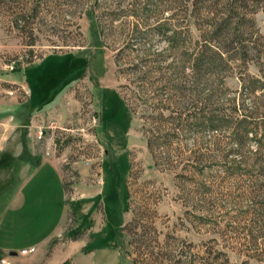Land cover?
<instances>
[{"label":"rangeland","instance_id":"rangeland-1","mask_svg":"<svg viewBox=\"0 0 264 264\" xmlns=\"http://www.w3.org/2000/svg\"><path fill=\"white\" fill-rule=\"evenodd\" d=\"M193 3L0 0V119L14 112L25 126L15 150L35 157L32 169L40 157L51 162L65 197L64 204L49 165L36 170L28 186L44 183L36 190L42 195L26 220L5 215L0 255L9 251L12 257L0 259L76 264L86 252L91 264H264V174L238 165L235 156L227 161L238 165L236 174H225L226 160L211 150L213 140L221 150L230 148L225 138L231 129L177 127L170 147L158 143L150 151L147 145L154 134L172 133L153 124L155 118L192 111L184 110L191 89L201 100L197 107L217 91L207 113L239 119L240 105L255 110L253 123L264 118V91L240 93V78L264 83V0L243 10L257 37L253 57L244 68L233 61L218 77L202 76L195 87L187 61L207 38L211 15L205 11H219L223 2ZM159 74L169 88L184 90L171 97L167 91L174 105L158 102L165 96L156 99ZM44 96L49 103L41 107ZM232 99L237 110H229ZM247 149L255 150L252 141ZM87 204L92 208L83 212ZM61 218L42 253L19 255L17 245L53 231Z\"/></svg>","mask_w":264,"mask_h":264},{"label":"trees","instance_id":"trees-1","mask_svg":"<svg viewBox=\"0 0 264 264\" xmlns=\"http://www.w3.org/2000/svg\"><path fill=\"white\" fill-rule=\"evenodd\" d=\"M199 0H194L195 3ZM223 7L219 11L208 12L211 17L207 21L206 27L209 28L207 31V38H204L201 44L196 48L194 56L190 58V69L193 74V87L197 83V79L202 78L204 75L212 77H218L220 73L227 70L229 63L236 61L237 66L243 67L248 62V57H253L255 52L257 37L249 29V24H252L250 19L245 18L246 15L243 10L248 3H258L262 0H221ZM213 10V9H212ZM249 23V24H248ZM157 82L160 83L161 87L156 93V99L161 96L167 95H183L184 90L181 86L172 85L169 88L168 79L164 78L161 74L156 78ZM213 84V83H212ZM211 84V86H212ZM240 93L243 96H252L255 90L264 91V83L256 81L252 78L245 77L240 78ZM168 86V87H167ZM218 86V84H217ZM166 87V88H165ZM168 91V92H167ZM190 101L188 107L184 110L192 109L188 111L183 118L180 114L175 117L169 115L164 120L155 118V125H166L169 126V131L172 133L160 134L159 129L155 127L159 134H154L151 139L147 140V145L150 151L158 147V143L161 147H170L173 138H176L173 132L177 127H186L190 132L197 133V131H209L213 132L216 130L231 129L229 137L225 138V143L230 146L227 150L220 149V142L213 140L211 142V150L218 153V157L224 162L223 171L225 174H236L238 165L250 166V168L258 170L264 174V118L258 123H253L251 116L254 115L255 110L249 108V110L241 109V117L239 119H232L230 115H224L221 113H215L213 109L207 113V103H213L212 98L217 93L216 90L212 89L208 98L203 99L204 103L202 106L197 107V104L201 102L196 94V90H189ZM159 93V94H158ZM171 95V96H172ZM170 96V97H171ZM158 97V98H157ZM165 96L163 101L158 100L159 103H166V106L174 105L175 102L171 98ZM47 100H43L40 104L41 107L47 104ZM234 99L229 102V110H237L238 105L233 104ZM49 103V102H48ZM264 105V102H263ZM30 114V113H29ZM261 132L259 138L256 137V131ZM250 135V136H249ZM252 141L255 145V150L250 152L247 149L248 142ZM235 156L238 159V165L233 164L231 160L227 161L228 158ZM228 164V165H227ZM15 182V178H14ZM264 208V204L260 206V209ZM256 210H253V214H257Z\"/></svg>","mask_w":264,"mask_h":264},{"label":"crops","instance_id":"crops-1","mask_svg":"<svg viewBox=\"0 0 264 264\" xmlns=\"http://www.w3.org/2000/svg\"><path fill=\"white\" fill-rule=\"evenodd\" d=\"M13 83L17 85L19 89H22L23 86L21 84L20 79L14 78ZM47 93H50V91ZM44 99L45 96L43 97L42 100ZM15 109L16 106H13V111ZM6 111H8V109ZM20 128L24 129L25 126H22L20 123H18L17 116L14 114V112L11 115L7 116L5 119H0V223L4 219L5 215H9L11 219L22 222L26 220L29 214L32 213L31 206L35 202H37L38 195L40 196L42 195V193L38 194L36 190L40 188L44 189L45 184L42 182H38L35 183V185L32 186L30 185V187L28 185L31 183L30 180L33 177L34 172L38 170L40 167H42L44 164L49 165L47 167L51 170L52 173L56 175L62 189L61 199L64 201L65 204L64 189L56 167L48 160L40 157L38 158L39 163L37 167L35 169H32L34 166L35 157L26 150L22 151L21 154L20 151L15 150L14 143L16 144L21 140V138L22 139L25 138V136L21 137L19 131ZM26 129H28V126ZM26 136H28V134H26ZM22 154L23 156H21V158H19L18 161L19 155ZM14 177H15V182H14ZM59 195L60 193L57 192L56 197H58ZM93 197L95 196H92V198ZM76 202H72V203L75 204ZM91 208H92L91 204H87L86 209L85 210L81 209V210H83L84 212L91 210ZM72 212H74L75 214L74 210H72ZM62 219L63 218L57 220L55 226L52 229L53 231H50L49 233L45 234L43 237L26 240L24 241V244L17 245V247L15 248L19 249L18 252L23 249L34 248L35 249L34 251L36 252L33 253L32 256H30L31 258L37 252L42 253L44 248H46L49 240L57 236ZM81 249H83V247ZM83 254L84 255H80L76 258V264H91V262L85 256L86 252ZM1 256L3 257L7 256L8 258L12 257L11 252L9 251L3 255H0V257ZM15 259L16 257L14 256V262L16 261ZM12 261L13 260H11L10 262Z\"/></svg>","mask_w":264,"mask_h":264},{"label":"built area","instance_id":"built-area-1","mask_svg":"<svg viewBox=\"0 0 264 264\" xmlns=\"http://www.w3.org/2000/svg\"><path fill=\"white\" fill-rule=\"evenodd\" d=\"M12 67H10L11 69ZM12 92H9V95H11ZM34 252V248H28V249H23L19 251V255H27V254H31ZM0 264H9L8 262H6L3 259H0Z\"/></svg>","mask_w":264,"mask_h":264}]
</instances>
